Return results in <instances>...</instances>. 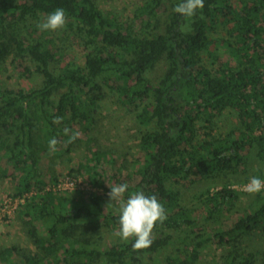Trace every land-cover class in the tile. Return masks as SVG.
I'll list each match as a JSON object with an SVG mask.
<instances>
[{"label":"trees","instance_id":"1","mask_svg":"<svg viewBox=\"0 0 264 264\" xmlns=\"http://www.w3.org/2000/svg\"><path fill=\"white\" fill-rule=\"evenodd\" d=\"M180 2L143 0L130 23L97 0H0V75L11 57L20 76L37 79L20 86L0 78V161L16 173L9 194L32 191L16 210L32 247H2L0 264H264V249L249 244L264 234V190L231 215L238 193L228 185L200 193L198 210L183 206L173 187L244 171L247 156L264 163V0H204L191 18L173 11ZM57 8L65 11L63 36L37 27ZM219 27L226 35L213 38ZM78 39L82 64L69 42ZM204 54L212 67L201 63ZM107 90L145 127L131 171L111 180L128 184L125 198L155 195L167 214L145 250H133L132 239L102 243V228L118 231L119 215L96 153L87 160L91 188L68 197L46 190L58 179L50 174L55 158L78 139L67 143L63 129L87 132ZM225 111L237 125L215 134L214 118ZM252 176L264 171L245 180ZM210 245L221 250L212 263L203 257Z\"/></svg>","mask_w":264,"mask_h":264},{"label":"rangeland","instance_id":"2","mask_svg":"<svg viewBox=\"0 0 264 264\" xmlns=\"http://www.w3.org/2000/svg\"><path fill=\"white\" fill-rule=\"evenodd\" d=\"M143 0H97L100 7L108 9L110 12L116 14L120 19L127 22H134V9ZM161 20L163 19V13ZM46 18V17H45ZM45 18H41L39 23ZM36 21V20H35ZM136 23V19H135ZM52 31V30H51ZM60 34V29L53 31ZM225 30L222 27L217 28V31L212 35L213 38L218 36H225ZM71 46L74 48V57L82 64L83 51L80 39L71 41ZM213 58L204 54L201 63L207 67H212ZM18 68L11 63V57L8 58L5 69L0 75L1 81H8L12 84L20 86H30L36 82V78H25L20 76ZM159 72V70H158ZM94 123L90 126L87 132H80L78 139L71 145L70 151L55 158L52 164L50 174L57 178L64 176H73L83 179L89 183L88 173L91 171L92 162H88L90 158H94L95 153L102 159L101 167L103 170V178L101 181L108 189L106 194L110 192V188L117 185L111 180L113 173L118 174L129 173L133 167V161L137 156L138 139L143 129L136 118L135 112L127 109L121 102L116 91L107 90L106 97L100 102L98 111L93 116ZM237 125V120L230 111H225L219 116H216L213 121V132L215 134L226 133ZM116 158L117 164L109 166L106 161ZM4 163L0 161V170L6 172V176L0 178V201L5 199V196L12 191L10 185L12 184L13 175L15 171L11 167L4 170ZM244 171L237 173H226L217 175L210 179H199L195 182L190 180L181 181L174 184V188L180 192L181 204L193 209L201 207L197 196L210 189L216 190L224 185L235 189L238 193V199L231 209V215L236 213H243L246 209H250L255 204V194H249L244 190V185L248 182L246 177L252 175L255 170L262 169L264 171V163L256 159L254 156H247L246 162L243 165ZM105 171V172H104ZM264 179V178H263ZM80 189L69 190L68 192H61V195L71 196L78 194ZM109 201V199H108ZM110 202V201H109ZM113 209H118V204L115 201L110 202ZM230 215V214H229ZM20 217V216H19ZM17 217V211L12 219L7 224H0V250L2 247L16 244L22 247H32L29 237L24 231V227L20 218ZM103 241L105 244L112 242H119L120 238L115 235L116 231L112 229L102 228ZM249 244L252 248L264 249V234L254 233L250 238ZM221 250L213 245H210L203 257L211 263L220 258ZM156 256V255H151ZM157 258V257H156Z\"/></svg>","mask_w":264,"mask_h":264},{"label":"clouds","instance_id":"3","mask_svg":"<svg viewBox=\"0 0 264 264\" xmlns=\"http://www.w3.org/2000/svg\"><path fill=\"white\" fill-rule=\"evenodd\" d=\"M204 0H181L173 11L186 18L193 17L197 10L203 9ZM66 24L65 11L57 8L47 15V17L37 27L41 31L62 29ZM186 26H181L180 31H185ZM63 117H54V123L62 122ZM64 135L68 137L67 143L74 142L79 136V131H74L68 127L63 129ZM59 141L53 137L48 141L51 151H56ZM129 186L127 183L114 185L108 193L109 201L118 204L119 229L115 235L122 240L132 239L133 250L148 249L153 243V230L157 222L163 223L167 219L164 205L155 195H145L143 191L132 192L125 198ZM244 190L249 194L259 193L264 190V179L252 176L244 185ZM109 202V203H110ZM108 203V204H109Z\"/></svg>","mask_w":264,"mask_h":264},{"label":"built area","instance_id":"4","mask_svg":"<svg viewBox=\"0 0 264 264\" xmlns=\"http://www.w3.org/2000/svg\"><path fill=\"white\" fill-rule=\"evenodd\" d=\"M89 188H91L90 184L81 178L64 176L60 179L58 178L57 181L51 186H47L46 190L61 193L68 192L69 190L73 189L85 190ZM31 193L32 191L15 196L7 194V196H5V199L0 201V224L9 223V221L14 216L18 205L23 203L26 199V196H29Z\"/></svg>","mask_w":264,"mask_h":264},{"label":"crops","instance_id":"5","mask_svg":"<svg viewBox=\"0 0 264 264\" xmlns=\"http://www.w3.org/2000/svg\"><path fill=\"white\" fill-rule=\"evenodd\" d=\"M15 175H16V173H15Z\"/></svg>","mask_w":264,"mask_h":264}]
</instances>
